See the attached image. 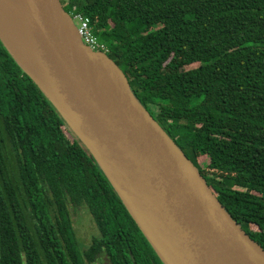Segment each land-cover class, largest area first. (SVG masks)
Wrapping results in <instances>:
<instances>
[{"label": "trees", "instance_id": "16d2710c", "mask_svg": "<svg viewBox=\"0 0 264 264\" xmlns=\"http://www.w3.org/2000/svg\"><path fill=\"white\" fill-rule=\"evenodd\" d=\"M264 249V0H60ZM201 159H205V163ZM99 231L85 249L73 215ZM163 264L0 40V264Z\"/></svg>", "mask_w": 264, "mask_h": 264}, {"label": "water", "instance_id": "95a60500", "mask_svg": "<svg viewBox=\"0 0 264 264\" xmlns=\"http://www.w3.org/2000/svg\"><path fill=\"white\" fill-rule=\"evenodd\" d=\"M0 40L89 151L163 264H264L199 169L84 44L60 0H0Z\"/></svg>", "mask_w": 264, "mask_h": 264}, {"label": "rangeland", "instance_id": "374dc122", "mask_svg": "<svg viewBox=\"0 0 264 264\" xmlns=\"http://www.w3.org/2000/svg\"><path fill=\"white\" fill-rule=\"evenodd\" d=\"M205 163V159H201ZM74 228L82 247L87 249L93 239L99 237V231L95 225V222L88 211L82 210L77 216L73 215ZM98 264H109L105 256L102 258V263Z\"/></svg>", "mask_w": 264, "mask_h": 264}, {"label": "built area", "instance_id": "2783aa9c", "mask_svg": "<svg viewBox=\"0 0 264 264\" xmlns=\"http://www.w3.org/2000/svg\"><path fill=\"white\" fill-rule=\"evenodd\" d=\"M71 16L77 26L79 35L83 40L84 44H86L95 51L107 53V46L101 43L98 37L95 35L91 26L90 18L85 17L81 13H76L75 15L71 14Z\"/></svg>", "mask_w": 264, "mask_h": 264}]
</instances>
